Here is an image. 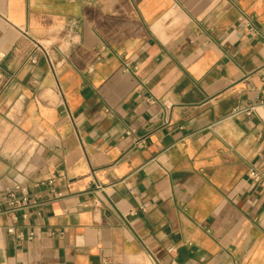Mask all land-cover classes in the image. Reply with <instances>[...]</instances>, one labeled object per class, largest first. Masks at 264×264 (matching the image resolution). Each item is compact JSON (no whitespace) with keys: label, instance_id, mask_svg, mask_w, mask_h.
Wrapping results in <instances>:
<instances>
[{"label":"crops","instance_id":"crops-1","mask_svg":"<svg viewBox=\"0 0 264 264\" xmlns=\"http://www.w3.org/2000/svg\"><path fill=\"white\" fill-rule=\"evenodd\" d=\"M252 167L264 0H0V264H264Z\"/></svg>","mask_w":264,"mask_h":264},{"label":"built area","instance_id":"built-area-1","mask_svg":"<svg viewBox=\"0 0 264 264\" xmlns=\"http://www.w3.org/2000/svg\"><path fill=\"white\" fill-rule=\"evenodd\" d=\"M31 60L35 61V56H32ZM251 109L252 106H250L249 109L246 110L247 112H250ZM249 177L252 182L259 185H264V175H262L256 167H252L250 169ZM98 188H100V186H98ZM33 202L34 200L29 197V194L25 191V189L20 188L19 185L0 189V214L17 213ZM22 215L25 216V213H22ZM7 231L9 233L13 232V227L7 228ZM32 234L33 233H30V236H32ZM172 250V247L168 248L169 252H171ZM170 264L178 263L173 260Z\"/></svg>","mask_w":264,"mask_h":264}]
</instances>
